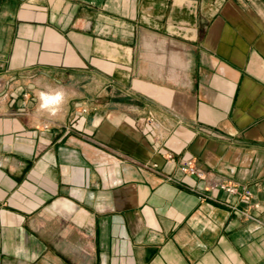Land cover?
<instances>
[{
  "label": "crops",
  "instance_id": "crops-1",
  "mask_svg": "<svg viewBox=\"0 0 264 264\" xmlns=\"http://www.w3.org/2000/svg\"><path fill=\"white\" fill-rule=\"evenodd\" d=\"M0 264H264V0H0Z\"/></svg>",
  "mask_w": 264,
  "mask_h": 264
},
{
  "label": "built area",
  "instance_id": "built-area-1",
  "mask_svg": "<svg viewBox=\"0 0 264 264\" xmlns=\"http://www.w3.org/2000/svg\"><path fill=\"white\" fill-rule=\"evenodd\" d=\"M181 171L183 173H188L190 175H197L199 176L198 172L194 169V167L192 166L191 162H184L181 164ZM226 191L229 193H234L236 192V190L232 187H227ZM242 198L244 200H248L250 198V193L246 190L242 189Z\"/></svg>",
  "mask_w": 264,
  "mask_h": 264
},
{
  "label": "clouds",
  "instance_id": "clouds-1",
  "mask_svg": "<svg viewBox=\"0 0 264 264\" xmlns=\"http://www.w3.org/2000/svg\"><path fill=\"white\" fill-rule=\"evenodd\" d=\"M43 98V103L41 104L42 108H47L50 106H57L59 105L63 100V94L57 93L55 95H47L41 94Z\"/></svg>",
  "mask_w": 264,
  "mask_h": 264
},
{
  "label": "bare ground",
  "instance_id": "bare-ground-1",
  "mask_svg": "<svg viewBox=\"0 0 264 264\" xmlns=\"http://www.w3.org/2000/svg\"><path fill=\"white\" fill-rule=\"evenodd\" d=\"M60 92V91H59Z\"/></svg>",
  "mask_w": 264,
  "mask_h": 264
}]
</instances>
